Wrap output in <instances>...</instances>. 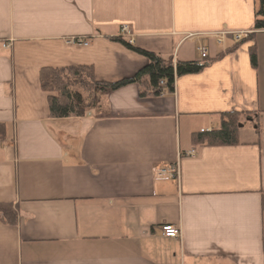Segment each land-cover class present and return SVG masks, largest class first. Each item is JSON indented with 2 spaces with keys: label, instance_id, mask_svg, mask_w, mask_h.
<instances>
[{
  "label": "crops",
  "instance_id": "crops-1",
  "mask_svg": "<svg viewBox=\"0 0 264 264\" xmlns=\"http://www.w3.org/2000/svg\"><path fill=\"white\" fill-rule=\"evenodd\" d=\"M255 7L0 0V203L16 215L0 217V264H264V30L253 41L216 38L251 31ZM122 26L135 47L205 66L177 76L173 92L154 94L144 78L100 91L83 116L51 117L42 68L91 66L114 82L147 63L115 40H128ZM228 111H251L256 123L234 145L194 142ZM167 165L179 178L156 173ZM166 223L177 238L162 236Z\"/></svg>",
  "mask_w": 264,
  "mask_h": 264
},
{
  "label": "trees",
  "instance_id": "trees-1",
  "mask_svg": "<svg viewBox=\"0 0 264 264\" xmlns=\"http://www.w3.org/2000/svg\"><path fill=\"white\" fill-rule=\"evenodd\" d=\"M254 23L251 32L242 41H253L256 31L264 30V0H256ZM128 49L146 57L147 63L138 69L132 76L114 82L97 81L93 77L91 66L68 67L66 69L45 67L40 70L39 78L41 88L48 93V107L50 116L64 118L68 116L80 117L95 108L93 96L83 97L81 93L73 90L76 84L85 81L100 91L117 90L126 85L140 84L144 78L148 79L149 87L154 94L161 90L159 81L165 82L164 90L173 92L174 81L177 76L200 72L205 64L198 61L165 60L158 54L129 44L122 38H116ZM250 62L253 67L257 65L256 49L254 44L249 48ZM248 122L256 123L251 111H228L220 114V124L217 129L209 132H200L194 135V142L201 145H234L239 142L238 132L240 125ZM4 125L0 124V138L4 135ZM261 205L264 209V192L261 193ZM0 217L3 221L13 224L16 215L8 204L0 203Z\"/></svg>",
  "mask_w": 264,
  "mask_h": 264
},
{
  "label": "built area",
  "instance_id": "built-area-1",
  "mask_svg": "<svg viewBox=\"0 0 264 264\" xmlns=\"http://www.w3.org/2000/svg\"><path fill=\"white\" fill-rule=\"evenodd\" d=\"M249 33L250 31H236V32L223 31V32L217 33L216 37L218 41H221L222 37L228 34V35H231L234 40L241 41L242 38L246 37ZM121 34L123 37L128 38L127 42L129 44H133V39L131 38V33H130L128 26H122ZM73 41L75 43L87 45V42L81 39H74ZM5 47H7V45H5ZM199 51L201 52V57L205 58L206 52H207L206 47H200ZM159 86L161 87V90L159 91L160 94L164 93L165 82L163 80L159 81ZM156 173L160 176H167L173 179L179 178V170H178L177 165H167V166L158 167L156 168ZM160 229H161L162 236L166 238H177L180 235L179 228L169 223L161 225Z\"/></svg>",
  "mask_w": 264,
  "mask_h": 264
},
{
  "label": "rangeland",
  "instance_id": "rangeland-1",
  "mask_svg": "<svg viewBox=\"0 0 264 264\" xmlns=\"http://www.w3.org/2000/svg\"><path fill=\"white\" fill-rule=\"evenodd\" d=\"M87 82L88 81H85V83H83V84H76L72 88H73V90H76L79 93H81L83 95V97L93 96L94 100H95V104H96V102H97L96 97L99 96L100 90H98L95 87L89 85ZM158 94H160V92ZM96 106L97 105H95V108H97ZM249 127H250V124H246L245 125V129H248Z\"/></svg>",
  "mask_w": 264,
  "mask_h": 264
},
{
  "label": "water",
  "instance_id": "water-1",
  "mask_svg": "<svg viewBox=\"0 0 264 264\" xmlns=\"http://www.w3.org/2000/svg\"><path fill=\"white\" fill-rule=\"evenodd\" d=\"M240 126H242V125H240Z\"/></svg>",
  "mask_w": 264,
  "mask_h": 264
}]
</instances>
